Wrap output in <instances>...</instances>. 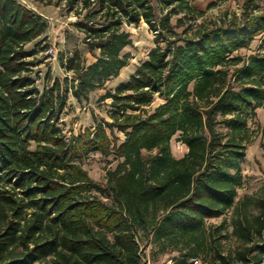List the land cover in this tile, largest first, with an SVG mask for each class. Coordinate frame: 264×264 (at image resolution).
<instances>
[{
	"label": "trees",
	"instance_id": "1",
	"mask_svg": "<svg viewBox=\"0 0 264 264\" xmlns=\"http://www.w3.org/2000/svg\"><path fill=\"white\" fill-rule=\"evenodd\" d=\"M155 2L65 0L94 60L77 47L60 52L68 75L45 73L39 87L47 20L0 0V264H143L141 241L169 264H264V193L235 200L247 111L264 108V9L243 0L239 15L206 21L191 0ZM140 21L154 45L98 96L109 100V119L66 135L68 95L87 99L119 74L132 42L126 25ZM256 37L258 51L232 55ZM175 134L187 147L180 157ZM262 136L264 147V128ZM91 152L113 153L104 182L79 162ZM230 208L233 247L226 219L207 223Z\"/></svg>",
	"mask_w": 264,
	"mask_h": 264
},
{
	"label": "rangeland",
	"instance_id": "2",
	"mask_svg": "<svg viewBox=\"0 0 264 264\" xmlns=\"http://www.w3.org/2000/svg\"><path fill=\"white\" fill-rule=\"evenodd\" d=\"M31 9L39 12L48 23L46 32L44 33V42L48 43V47L40 52L37 57L40 63L35 67L37 70V84L39 87L43 85L44 74L49 73L51 78L58 77L61 79L67 72L59 65L58 55L60 52L69 53L74 47L79 48L85 57L87 63L94 60V57L87 51V47L82 41V33L79 32L73 25L76 17L66 10L64 6L65 0H59L58 4H41L33 0H19ZM243 0H191V3L199 10L203 11L200 19L206 21L214 19H223L230 17L232 13L239 15ZM258 4V9H264V0H255ZM156 5L155 0H152ZM175 21V16L171 19ZM126 29L130 32L131 44L126 46L122 53L128 55V63L120 70L116 77L109 78L103 87L93 89L89 92L87 99L77 101L72 96L68 95L66 103L60 114V126L63 132L68 135L70 132L77 133L85 127L93 125L94 119L105 118L109 119L106 111L108 109V99L104 101L98 100V96L107 88H113L115 84L127 79L128 75L135 69L136 65L146 57L147 51L154 45V34L148 29L144 21H140L136 25H126ZM182 28H176L180 31ZM261 39L254 38L247 47L241 48L232 53V55L247 56L252 52L258 51ZM33 43H30L27 48H31ZM51 81V80H50ZM161 101V98L156 96L150 108L154 107ZM247 132L250 141L244 149V156L240 160V172L242 175L241 186L237 189L235 200L243 198L245 195H253L261 197L264 193V147L262 146L263 136L262 128H264V108L256 107L254 111H247ZM223 131L225 128H221ZM114 133L120 138L123 134L114 130ZM171 154L175 157H180L185 154L187 147L185 144L177 140V134L170 139ZM91 177L96 182H104L105 172L115 166L116 160L113 158V153L101 155L98 152H91L87 156L79 160ZM232 215V208L226 210L219 217H212L207 220V223L218 224L222 219H226V229L228 238L226 245L233 247L236 242L229 235L231 226L229 221ZM141 248L144 251L143 264H169L170 261H165L167 254L158 253L152 243H146ZM34 264H50L49 260H43Z\"/></svg>",
	"mask_w": 264,
	"mask_h": 264
}]
</instances>
